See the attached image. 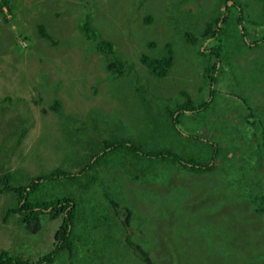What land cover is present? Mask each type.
Returning <instances> with one entry per match:
<instances>
[{
	"label": "rangeland",
	"instance_id": "1",
	"mask_svg": "<svg viewBox=\"0 0 264 264\" xmlns=\"http://www.w3.org/2000/svg\"><path fill=\"white\" fill-rule=\"evenodd\" d=\"M234 1L246 9L240 32L234 18L223 25L227 43L194 45L185 33L200 40L219 0H11L0 15L1 250L36 262L51 250L61 225V219L44 216L28 231L9 212L17 199L14 191H4L5 176L20 187L57 168L76 172L106 141L131 139L143 146L154 139L156 146L195 153L200 145L188 141L191 135L225 150L208 175L175 171L167 187L154 162L149 168L144 159L115 153L80 179L45 181L37 198L69 195L78 203L72 246L56 264H145L135 255L142 243L156 264H238L240 254L257 250L264 214L257 221L249 213L250 197L264 194V153L253 138L245 144L255 120L245 115L247 106L264 113V43H254L264 25L254 31L249 24L260 0ZM88 17L127 63L121 80L83 38L80 27ZM242 40L250 49L240 46ZM168 43L175 61L157 79L140 58L164 56ZM220 44L221 69L210 83L203 68L212 57H201L198 48ZM181 91L197 102L209 100L212 108L195 117L188 113L173 131L161 130L163 113L177 106ZM23 129L27 134L17 145ZM232 143L236 152L227 154ZM151 176L157 180L148 181Z\"/></svg>",
	"mask_w": 264,
	"mask_h": 264
},
{
	"label": "trees",
	"instance_id": "2",
	"mask_svg": "<svg viewBox=\"0 0 264 264\" xmlns=\"http://www.w3.org/2000/svg\"><path fill=\"white\" fill-rule=\"evenodd\" d=\"M230 1L232 0H219L218 12L216 16L213 15L211 17V20L205 24L206 27L200 31V40L194 33L186 32L185 35L188 37L187 40L194 45L200 43L204 44L209 39L211 40L209 44L227 43L229 40L224 42L222 39L224 36L223 25L227 24L226 22L229 20L234 21V18L236 19L232 26L233 28L237 26L238 32H240L239 27L242 26L246 17V9L234 0L233 4L230 5ZM10 7L11 0H0V15L4 14V8ZM258 13L261 18L259 20L260 22L256 19V15ZM258 13L255 14L254 18H250L251 20L249 24L254 28V31L259 29L258 27L260 24L264 25V0H260V12ZM220 21H222L221 26H219ZM40 28L43 37L48 38L45 27L41 26ZM80 30L81 34H83V38L93 44L99 55L105 57V62L106 59L108 60L107 66L111 76L116 80L124 78L126 76L127 63L118 57L115 43L111 40L101 38L100 34H98L92 26L89 17L85 20L84 24H82ZM232 31L233 30L230 29L228 33H231ZM254 43L258 46V43H264V34L255 37ZM152 44L150 47L153 46ZM220 46V49L218 47H204V50H201V46L198 48V53L201 57H212L209 60H204L205 64L203 68L204 79L206 78L205 80H207L208 78L211 83L217 82V74L221 69V64H219L221 58L219 57L218 52L219 50H222V45L220 44ZM240 46L250 49L252 44H247L244 40H242ZM140 61L152 77L157 79L164 78L175 61L173 46L170 43L166 44V54L162 57H149L142 55ZM179 95V99L176 101L177 106L168 110V114L163 113V121L158 123L161 130L169 129L173 131V125L176 128L188 113L195 117L196 115L206 112L212 108L213 103L209 100L201 99L202 101L197 102L193 100L191 95L186 91H181ZM59 106L60 103L57 102L54 108L57 109ZM246 112V120L250 118L255 120L251 123V126L253 127L250 128L251 132H248L249 137L245 144L252 143L254 139L253 146H256L259 153H264V113H261V115L260 113L257 114L255 113L253 107L249 106L246 107ZM258 130H261V133H257ZM159 132L160 130L156 131V141H158ZM26 134L27 129H23L20 134H16L17 145L21 144ZM194 137L195 135H191V138L188 141L195 145H200L202 150L201 153H197V149L200 148H193L192 150H194L195 153H192L191 150H187L186 152L184 151L183 153L174 152L175 149L170 146L159 147L154 145V139L150 140L151 144L144 143L143 146H141L140 143L137 144L133 142L131 139L106 141L98 151L89 155V158L84 163L83 167L76 172L57 168L49 174H44L31 179L30 182L21 185L20 187L11 186L9 184V177L5 176L3 179L4 191H14L17 199L16 205L11 208L9 212L10 214L12 213L18 215L21 222L27 226L28 231L35 230L36 225L40 224L41 218L44 216L48 217L50 220L61 219V225L57 231L54 232L55 242L51 250L47 254L41 256L36 262L26 257L12 256L8 251L0 249V264H56L60 252L67 248H71L73 243L74 226L78 214V203L76 199L69 195L56 197L54 199L37 198V193L45 181L80 179L83 175L95 172L97 168L101 166L102 162L109 157V155L115 153H128L134 157V161L136 162L141 159H144L149 164L154 162L156 169L160 171L161 184L168 187L171 178L175 174V170L179 172L190 171L194 174L202 173L207 175L206 172H210L217 167L216 161L225 156V150L220 148L218 142L213 143L209 140H205L207 142L198 143ZM232 144L234 145L229 146L227 154L231 149L234 153L236 152L234 149L237 148V145L235 143ZM11 149H13V146ZM152 166L153 165L151 164L149 168ZM168 169H170L171 172H168ZM155 180L157 179L153 176L148 179V181ZM95 181L96 178L93 177L90 182L94 183ZM230 192L233 193V191ZM250 200L251 211L249 213L255 214L257 216V221H259V216L264 214V194L254 193V197L252 199L250 197ZM262 240H264V238H262ZM142 246L143 247H138L135 255L138 256L145 264H156L153 261L150 252L147 249H144L143 243ZM256 247L257 250H249L246 254H240L238 264H264V241L256 243ZM163 262L164 261H162L161 264H163Z\"/></svg>",
	"mask_w": 264,
	"mask_h": 264
},
{
	"label": "water",
	"instance_id": "3",
	"mask_svg": "<svg viewBox=\"0 0 264 264\" xmlns=\"http://www.w3.org/2000/svg\"><path fill=\"white\" fill-rule=\"evenodd\" d=\"M229 4L232 5L233 4V1H230Z\"/></svg>",
	"mask_w": 264,
	"mask_h": 264
},
{
	"label": "clouds",
	"instance_id": "4",
	"mask_svg": "<svg viewBox=\"0 0 264 264\" xmlns=\"http://www.w3.org/2000/svg\"><path fill=\"white\" fill-rule=\"evenodd\" d=\"M210 83H211V81H210ZM211 93H212V91H211ZM208 175V174H207Z\"/></svg>",
	"mask_w": 264,
	"mask_h": 264
},
{
	"label": "crops",
	"instance_id": "5",
	"mask_svg": "<svg viewBox=\"0 0 264 264\" xmlns=\"http://www.w3.org/2000/svg\"><path fill=\"white\" fill-rule=\"evenodd\" d=\"M177 172V170H175Z\"/></svg>",
	"mask_w": 264,
	"mask_h": 264
}]
</instances>
